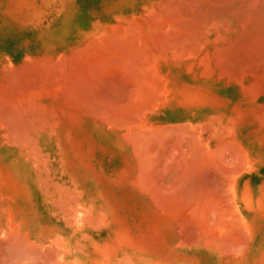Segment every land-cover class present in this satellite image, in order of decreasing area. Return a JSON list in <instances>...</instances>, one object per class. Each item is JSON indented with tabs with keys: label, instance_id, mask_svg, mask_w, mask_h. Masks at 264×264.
<instances>
[{
	"label": "bare ground",
	"instance_id": "obj_1",
	"mask_svg": "<svg viewBox=\"0 0 264 264\" xmlns=\"http://www.w3.org/2000/svg\"><path fill=\"white\" fill-rule=\"evenodd\" d=\"M64 5L0 52L1 261L163 264L162 229L221 241L264 179V0Z\"/></svg>",
	"mask_w": 264,
	"mask_h": 264
},
{
	"label": "rangeland",
	"instance_id": "obj_2",
	"mask_svg": "<svg viewBox=\"0 0 264 264\" xmlns=\"http://www.w3.org/2000/svg\"><path fill=\"white\" fill-rule=\"evenodd\" d=\"M60 1L61 2H59V0H0V52L12 51V49L16 46L19 39H23V37L25 38V36L26 37L30 35L32 36L33 33L36 31V29L42 28L47 23H49L50 22L49 20H51L49 18L53 17L55 13H58V11L60 13V11L65 10L64 3L68 2L69 0H60ZM40 10H42V12ZM41 16L43 18L40 19L39 17ZM36 21H38V24ZM28 25H31V26H28ZM21 32L24 34H22ZM19 34L21 36H19ZM93 158H96V156ZM93 158L90 159V164H94L96 172L92 174V177L95 179L96 178L95 175H96L97 178L100 179L101 182L106 187H111L103 182V179H106V180L111 179V172L109 171L110 167L103 169V164H101V162L99 161H97L98 162L97 163L96 160H94ZM81 161L83 162V164L89 162L87 158H83L81 159ZM261 187H262L260 191L261 194H258L256 203L251 204V206L249 207V210H248L249 214L247 217H246V214L241 211H238L239 213L237 212L238 213L237 214L235 209H231V211L232 210L233 212L235 211L234 214L233 212L229 211L230 213H232V215L226 214L228 211L225 212V215L229 217L228 218L225 217L226 219H224L225 220L224 222L228 224H229V220L231 221L235 220L234 216L240 217V219L236 218V223L234 224V226L237 225L238 227L236 226V227L231 228L229 227L228 224L226 225L228 228L225 226V229L223 231L224 233H222L221 235V236H224L222 238L225 240L222 239L220 241L221 238H218L219 241L218 240L210 241L209 239L213 237H209L208 241L213 242V243L215 242L214 244L208 243L207 246L206 245L198 246L196 244L194 245L188 244V245H182L179 247L178 245H175V243L177 242V239L174 240V236L171 233H169L168 231H165V229H162V231L160 230L162 235H161V240H160V249L158 250L160 251L159 252L160 259L162 262H164L163 264H181V263L183 264H264V199H263L264 198V194H263L264 193V179L261 182ZM235 213L237 215H235ZM243 213L244 215L242 216ZM232 216L233 218L231 219L230 217ZM237 221L239 222V224H237L238 223ZM240 224L242 225L243 228L240 226ZM130 226L132 225L130 224L125 225V238H127V240L129 241L133 236H135L133 233L135 232V228L134 230H132ZM229 228H231L232 230H230ZM236 228L238 229L236 230ZM241 229L244 231H240ZM228 230L231 232L228 233L227 232ZM243 232L245 233L247 232V233L244 234ZM225 233H227L230 241L228 240ZM170 234L173 236V238H168ZM241 234H242V237H240ZM112 236H113V233H111V231H106V233L103 234L101 239L97 241L95 247L93 248V252H95L96 255L98 253L104 252L105 249L103 250L101 247L104 248L105 244H109V243L112 247L110 245H109L110 247L105 246L106 250L108 249L107 251L106 250L105 251L108 253H105V252L104 253L107 255L110 253L109 251H111V248L112 250L115 249L113 248V246L115 247V236L114 237ZM231 237H233L232 238L233 240L231 239ZM125 238L122 239V242H123L122 244L124 245V246L122 245V248L125 250V252H128L129 249L132 248V245L129 246L131 242L129 243L128 241L129 243L128 244ZM241 238L243 239V241L239 242L238 240H241ZM105 241H107V243H105ZM219 242L223 245H220ZM242 242L244 244H242ZM101 243H105V244H101ZM216 243H218L217 245H219L218 249H217ZM225 243L227 244L225 245ZM231 245H235V246L231 247ZM96 246H99V248H101L103 251L100 252L99 250L101 249L96 248ZM221 246L223 247L222 252H223V249L225 248L224 249L225 251L223 252L224 254L219 250ZM236 248H237V251L235 250ZM95 249L96 251H94ZM114 252L115 250L111 251L110 255H107V256L111 257ZM100 255L102 256V253ZM103 257H106V256H104L103 254ZM1 260L3 261V258L0 257V264L1 263L3 264ZM107 262L110 263V260H107Z\"/></svg>",
	"mask_w": 264,
	"mask_h": 264
}]
</instances>
